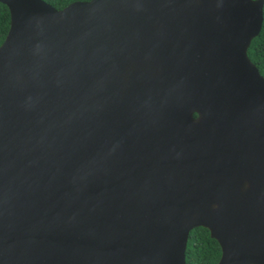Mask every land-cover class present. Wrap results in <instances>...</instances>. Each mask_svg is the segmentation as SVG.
Listing matches in <instances>:
<instances>
[{
	"label": "water",
	"instance_id": "obj_1",
	"mask_svg": "<svg viewBox=\"0 0 264 264\" xmlns=\"http://www.w3.org/2000/svg\"><path fill=\"white\" fill-rule=\"evenodd\" d=\"M0 4V264H264L261 0Z\"/></svg>",
	"mask_w": 264,
	"mask_h": 264
},
{
	"label": "trees",
	"instance_id": "obj_2",
	"mask_svg": "<svg viewBox=\"0 0 264 264\" xmlns=\"http://www.w3.org/2000/svg\"><path fill=\"white\" fill-rule=\"evenodd\" d=\"M56 10H60L73 2L89 0H42ZM9 27V14L5 6L0 4V44L3 42ZM246 56L264 79V0H262V24L259 33L251 39ZM220 249L216 241L209 237L206 229H192L187 236L184 250L185 264H216Z\"/></svg>",
	"mask_w": 264,
	"mask_h": 264
},
{
	"label": "flooded vegetation",
	"instance_id": "obj_3",
	"mask_svg": "<svg viewBox=\"0 0 264 264\" xmlns=\"http://www.w3.org/2000/svg\"><path fill=\"white\" fill-rule=\"evenodd\" d=\"M262 1V0H261Z\"/></svg>",
	"mask_w": 264,
	"mask_h": 264
}]
</instances>
